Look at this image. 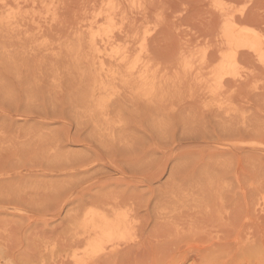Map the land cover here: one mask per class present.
<instances>
[{
	"label": "rangeland",
	"instance_id": "1",
	"mask_svg": "<svg viewBox=\"0 0 264 264\" xmlns=\"http://www.w3.org/2000/svg\"><path fill=\"white\" fill-rule=\"evenodd\" d=\"M263 41L264 0H0V264H264Z\"/></svg>",
	"mask_w": 264,
	"mask_h": 264
},
{
	"label": "bare ground",
	"instance_id": "2",
	"mask_svg": "<svg viewBox=\"0 0 264 264\" xmlns=\"http://www.w3.org/2000/svg\"><path fill=\"white\" fill-rule=\"evenodd\" d=\"M221 14V13H220ZM116 22V21H115ZM239 24V23H238ZM234 17H229L226 20L224 37L225 39L231 44H237L236 48L233 49L231 55L229 56L232 61H236L238 49L241 46L246 47L249 51L253 52L254 55L259 54L262 55L261 52L263 51V46L259 41V36L257 34L245 33L243 29L238 27ZM242 27V26H241ZM247 31V30H246ZM253 31V30H252ZM146 37V36H145ZM148 37L144 38V45L146 43ZM264 42V41H263ZM116 46V45H115ZM185 51V50H184ZM186 54V53H185ZM238 61V60H237ZM140 65V64H139ZM235 68V67H234ZM233 72V71H232ZM135 214V213H134ZM124 228V227H123ZM93 233V232H92ZM117 240V239H116ZM113 241V240H112ZM126 241V240H125ZM97 244V243H96ZM117 244V243H116ZM116 247V246H115ZM113 246V248H115ZM222 247V246H221ZM112 249V247H111ZM217 251V250H216ZM107 252V251H106ZM105 252V253H106Z\"/></svg>",
	"mask_w": 264,
	"mask_h": 264
}]
</instances>
